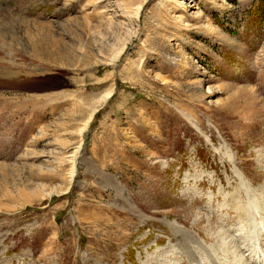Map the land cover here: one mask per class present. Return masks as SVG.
Returning a JSON list of instances; mask_svg holds the SVG:
<instances>
[{"label": "rangeland", "instance_id": "obj_1", "mask_svg": "<svg viewBox=\"0 0 264 264\" xmlns=\"http://www.w3.org/2000/svg\"><path fill=\"white\" fill-rule=\"evenodd\" d=\"M0 264H264V0H0Z\"/></svg>", "mask_w": 264, "mask_h": 264}]
</instances>
